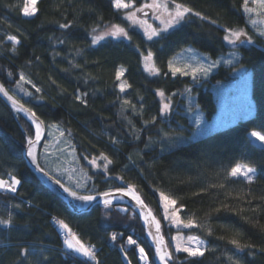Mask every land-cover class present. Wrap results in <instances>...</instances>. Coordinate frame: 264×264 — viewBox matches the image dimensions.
Listing matches in <instances>:
<instances>
[{
    "label": "trees",
    "instance_id": "1",
    "mask_svg": "<svg viewBox=\"0 0 264 264\" xmlns=\"http://www.w3.org/2000/svg\"><path fill=\"white\" fill-rule=\"evenodd\" d=\"M177 2L207 19L189 14L179 26L149 40L129 26L113 0H38L32 17L21 11L25 0H0V84L12 92L21 74L31 82V96L21 104L43 124H57L70 137L79 163L93 178V195L124 187L123 182L133 185L162 222L169 248V237L177 231L163 223L160 194L176 200L184 222L196 221L197 227L181 232L204 239L205 255L190 258L171 250V264H264V148L248 140L252 131L264 133V38L251 33L243 0ZM65 23L70 27L61 28ZM114 24L124 27L131 39L92 43L93 35ZM225 27L243 28L253 39L233 49L239 52V64L252 73L255 113L193 138L191 113L197 108L208 119L215 115L219 101L212 86L231 81L234 69L220 65L198 83L190 75H173L168 64L189 47L211 59L226 55L232 48L223 40ZM9 35L20 41L15 52ZM149 52L151 69L145 67ZM120 67L127 84L123 91L117 79ZM159 91L170 99L167 115L160 111ZM29 137L35 139L32 122L0 94V178L8 179L12 172L21 180L15 193L0 190V218L13 216L12 226L0 225V264H95L64 249L57 220L83 243L95 246L100 264H127L126 254L131 264H140L137 246L153 264L139 216L126 206L97 205L74 213L57 188L32 167ZM101 153L112 160L107 172H95L88 165ZM237 163L256 168L252 183L227 175ZM17 204L20 209L13 207ZM129 236L137 244L126 250ZM232 239L251 247L238 250ZM22 248L29 255L22 256Z\"/></svg>",
    "mask_w": 264,
    "mask_h": 264
},
{
    "label": "rangeland",
    "instance_id": "2",
    "mask_svg": "<svg viewBox=\"0 0 264 264\" xmlns=\"http://www.w3.org/2000/svg\"><path fill=\"white\" fill-rule=\"evenodd\" d=\"M25 2H26V0H25ZM37 2H38V0H37ZM123 2L126 4H131V7H129V8L119 9V10L123 11L124 17L126 18V13L133 12L137 8H141L144 4H151V3H153V0H140V1L123 0ZM249 6L256 7L255 5L251 4V0L249 3ZM169 7H172L171 3H169ZM139 12L140 11H135L137 21H145L146 22L145 24H141L139 22L133 23V21H131V20H128V19H126V20L129 23L130 27L141 31L146 37H148V35L146 33H150V31H151V29L148 26H151L152 28H157V29H163L165 27L164 24L161 23V20L157 19V16H161L162 19L167 18L166 15H162L163 9H154V14L150 17H140L138 15ZM245 16H246V19L248 22V27L251 30V33L260 36V30L264 29V24H258L256 27H254L249 22V15L245 14ZM251 16L253 19H259V17L256 15V13H252ZM182 22L183 21H181L179 24L174 25L173 27L168 28V30L179 26ZM110 28H108V29H110ZM105 31L100 32L98 35H102ZM106 38H126V37H123V36H118V37L105 36L104 39H106ZM262 38H264V37H262ZM104 39H102V40H104ZM102 40H100V41H102ZM246 43L247 42L242 43V44H246ZM227 44L232 49L226 55L220 56L217 59H211L207 55L189 47V48L185 49L184 51H182L181 53H179L178 55H176L171 60L173 67L186 69L189 71L191 70V67H195L197 65V63H202L205 66H207V65L211 64L212 61H218L219 63L215 67L211 68V70L209 71L207 76H204L203 74L197 75V78L195 80L198 83H201L202 81L207 79L209 77V75L214 70H216L220 65L232 66L234 69L233 73H232L233 78L231 79V81L218 83V84L212 86L213 90L216 92V95H217V98L219 101V108H218V111L215 113V115L211 119H208L207 117H204L203 113L200 112V110H198L197 108L196 109L194 108L193 114L191 113V116L193 119V124L195 125L193 138H201L210 131L232 125V124L236 123L237 121H239L240 119H246V118L253 116L255 113V102H254L252 95H251L252 73L248 67L239 64V52L237 50L233 49L234 45H231L228 42H227ZM239 44H241V43H239ZM247 44H250V43H247ZM228 60H231L232 63L231 64L226 63V61H228ZM146 64L148 65V68L151 69V67L153 65L152 58L150 60H146L145 65ZM186 66H187V68H186ZM121 68H123V67H120L118 71H120ZM123 73H124V71H123ZM123 73L119 77L120 78V86L123 84L124 88H127L126 82L121 78ZM177 74H180V73L178 72V73H176V75ZM190 76L192 77V75H190ZM26 81H29V80L26 78L25 81H20L12 92H8L9 95H11L15 99H17L20 104L23 101V99L30 97L31 93H32L31 89H29V86H28L31 84V82H26ZM28 93H30V95ZM0 94L3 97H5V99L9 102V104L11 105V107L14 109V111L16 113L23 114L24 116H26L31 121L28 114H26L23 111H17L16 108L13 106L12 102L10 100H8L7 97L4 96L2 93H0ZM160 97L163 101V105L169 104L171 106V102H170L169 98H166L165 96H160ZM184 97H186L187 102L190 105H193V103L195 102L194 99H192L188 95V93L184 94ZM249 109H251L250 114H249ZM197 118H199V120L201 121V123L199 125L196 123ZM33 125H34V128L36 130L35 124H33ZM43 125L45 127L44 136L41 139V141H39L35 145V147L33 149V152L37 158L36 162L34 163L32 160V157L28 155L30 163L32 164V167L39 174V176L49 185H52V183L40 171V169H43V171L49 173L54 178L60 180L64 184L65 187L69 188L71 191H75L78 195H93L92 194V192L94 191L93 178L89 174V171L86 170L84 167H82L81 164L79 163L78 156L75 152V149H74L73 144L70 140V137L57 124H53V123L52 124L51 123L43 124L42 123L41 129H42ZM50 125H57L58 129L55 127H50ZM61 132H63V135H61ZM258 132H260V131H258ZM250 133L248 135V140L255 143L256 145L264 148V142H261V141L255 139L254 137H251ZM27 153H28V151H27ZM93 160L96 161L95 165L93 163H91V161H93ZM104 164H105V161L101 158L88 160L89 167L95 172H105L104 168H103ZM241 178H243V177L241 176ZM91 183H92V187H91ZM74 199L78 202L77 204H79L80 206L86 205L85 201L78 200L76 198H74ZM159 201H160L161 215L163 218L162 219L163 223L165 224V226L171 227L174 229V231H177V232L172 233L171 236L169 237L170 238L169 242H170V246H171L170 248L175 254L184 253V252L175 251L177 241L173 240V237H177V236L183 237L186 241V238L188 236H193V235H188V234L181 232V230H184L187 228H185L183 226V224H176L174 222V220L172 219V215H171L172 212L175 211V209H178V208H176V205L168 204L167 209H166L165 204L167 202L161 198V194L159 196ZM166 212L168 215L167 219H165ZM177 215L179 216L180 220H182L181 214H180V209H179V212L177 213ZM59 230L61 233H63L65 235V238L67 237L68 239H71V236H68V234H67L68 233L67 229L62 228L59 225ZM162 230H163V228H162ZM71 232L74 233L72 230H71ZM74 234L77 236L76 233H74ZM200 239H202V238H200ZM202 240H204V239H202ZM64 241H65V239L63 240V246H64L65 250L69 251V253L74 254L79 258H82L84 260H89L87 257L82 256V255L77 254V253H74V252L70 251L69 249H67L66 245L64 244ZM127 241H128V239L126 240V247H132L133 245L128 244ZM204 242H205L204 248L207 250V248H208L207 242L205 240H204ZM138 247H142V246H138ZM138 247H137V254H138L139 263L145 264V261L140 260V258H139L140 253L138 251ZM125 260H126V263L129 264V260L127 258H125ZM147 264H151V259H149V256H148ZM153 264H155L154 253H153Z\"/></svg>",
    "mask_w": 264,
    "mask_h": 264
},
{
    "label": "snow or ice",
    "instance_id": "3",
    "mask_svg": "<svg viewBox=\"0 0 264 264\" xmlns=\"http://www.w3.org/2000/svg\"><path fill=\"white\" fill-rule=\"evenodd\" d=\"M169 3H171L172 7H169ZM250 0H243V11L245 14L249 15V22L256 27L258 24H264V0H251V4L255 5L256 7L249 6ZM113 4L117 9H125L131 7V4H126L123 2V0H113ZM37 0H26L23 7L21 8V11L25 17H32L36 14L38 11L37 7ZM143 8H153V9H163L162 15H166V19H162L161 16H157V19L161 20V23L164 24L163 29H157L152 28L151 26H148L151 31L150 33H146L148 35V39L151 40L154 36H159L161 31H167L168 28L173 27L176 24H179L181 21L185 20V18L189 14H193L197 17H201L202 19H207V17L202 16V14L198 11L194 12L191 7L186 6L183 3H178L177 0H153V3L151 4H144L141 8H137L135 11H143ZM135 11L126 13V19L133 21V23L139 22L141 24H145V21H137ZM256 13V15L259 17V19H253L251 14ZM215 23V21H213ZM61 28H68L70 25L68 23L61 24ZM225 35L223 36V40L227 41L231 45H236L237 43H253L252 37L248 36L247 32L243 28H224ZM92 32L95 33L96 29L93 28ZM105 36H123L128 39H131V37L128 35V32L125 30L124 27H121L119 24H114L111 26L110 29H107L102 35H93L92 43L96 44L100 40L104 39ZM260 36L264 37V29L260 30ZM242 37L246 39H242ZM7 39L12 42V51H16V45L20 43V41L17 39L16 36L9 35L7 36ZM152 53L149 52L147 57H145L146 60H150L152 58ZM219 62L218 61H212L211 64L205 66L202 63H197L195 67H191V70L181 69L173 67V64L171 61H169L168 67L173 75H176V73H180L182 75H192L193 80L197 78L198 74H203L204 76H207L211 68L215 67ZM226 63L231 64L232 61L228 60ZM146 68H148V65H145ZM187 68V66H186ZM154 71H159V69H155L153 66ZM124 69L121 68L120 71L117 73V79H119L120 75L123 73ZM11 75V73H9ZM26 78L23 74L20 75V81H25ZM30 82V81H26ZM35 87V85H33ZM121 91L124 90V85L122 84L120 86ZM37 92L40 91L39 88L36 89ZM0 93H2L4 96L7 97L8 100H10L13 104V106L16 108L17 111H23L26 114L29 115V118L31 119L32 123L35 124L36 130H35V139L29 137L27 140L28 144V155L32 157L33 162H36V156L33 152V149L35 145L40 141L42 136V129L41 124L42 121H39L38 117L36 116L35 112H33L30 108H25L23 104H20L17 99H15L13 96L9 95L8 91L4 88L2 84H0ZM30 95V93H28ZM158 94L160 96H164L165 93L163 91H159ZM77 100H80L81 103H86V101L82 100L80 96L76 97ZM161 113L164 115H167L171 111V106L169 104H164L162 108L160 109ZM251 113V109H249V114ZM156 122V118L154 117L152 120V123ZM196 123L199 125L201 121L199 118H197ZM50 127H55L58 129L57 125H50ZM61 135H63V132H61ZM165 135H168L165 133ZM251 137H254L255 139L264 142V133L258 132V131H252L250 133ZM139 138V137H137ZM151 139V138H150ZM101 159L105 161V164L103 165L104 171L107 172L108 165L112 163V160L109 159L105 154L101 153L100 156ZM94 165L96 164V161H91ZM40 171H43V169H40ZM256 174V168L251 167L247 164H240L237 163L234 166L230 168L227 175L231 177H243L247 180V182L252 183L255 179ZM8 179L0 178V190L8 191L15 193L17 192V186L21 184V180L16 177L12 172L7 173ZM56 183H60L59 180L56 181ZM63 187V185H61ZM224 185L221 184L220 187H223ZM215 187V185H213ZM65 192H68L69 195L73 196L74 198L78 200H82L85 202H92L96 199V196L94 195H78L75 191H71L69 188H64ZM115 193H119L121 195L126 196H132L133 199L137 201V203L143 205V201L140 199L138 195L134 193V186L129 184L127 187H120L115 189ZM100 196L104 197V204L106 207L111 205V198L113 197L114 193L112 191H106L99 193ZM161 198L166 201L165 208L167 209V205H175L176 200L170 199L169 197L165 196L163 193H161ZM264 199V198H262ZM16 209H20V205H14ZM181 208L183 205L180 206ZM179 212V209H175V211L172 212V219L176 224H183L185 228H193L197 227L196 221L192 218H189L187 222L180 220L177 213ZM150 214V213H149ZM168 218L167 212L165 214V219ZM53 219H56L55 217ZM57 223L64 229L68 230V236H71V239L65 238L64 244L66 245L67 249L70 251L80 254L82 256L87 257L89 260L94 261L95 264H100V261L97 259V253L95 251L94 245H87L83 243L79 237H77L74 233L71 232V229L68 227V225L63 220H57ZM13 224V216L11 213H9L7 219L0 218V225H3L5 227H10ZM203 227V226H199ZM264 227V226H262ZM160 230L159 222H156V231L157 233ZM208 235L212 234V231L210 228L207 229ZM151 235V233H150ZM111 239L115 241L117 239V234L113 233L111 236ZM173 240H176V247L175 251L177 252H184L187 253V257L190 258H197V257H203L205 255V248H204V240L200 239L198 236H188L186 238V241L183 237H173ZM163 242L162 237L160 238V243L157 244L156 249V255L159 256V259L161 261V264H169V261L173 259V253L166 251L160 247V244ZM231 244L235 245L238 250H243L245 247H251L250 245H242L237 239H232L229 241ZM128 244L136 245V241L132 239L131 236L128 237ZM138 247V246H137ZM123 250V249H122ZM42 251V250H41ZM138 251L140 253V260L145 261V264L148 262V255L145 252V249L143 247H138ZM35 254V252L33 253ZM21 255L27 256L29 255V250L27 248L21 249ZM127 258V254L125 256ZM44 260H47V257H44ZM129 264H131V261H129Z\"/></svg>",
    "mask_w": 264,
    "mask_h": 264
},
{
    "label": "water",
    "instance_id": "4",
    "mask_svg": "<svg viewBox=\"0 0 264 264\" xmlns=\"http://www.w3.org/2000/svg\"><path fill=\"white\" fill-rule=\"evenodd\" d=\"M153 14H154L153 8H144L143 11H140L138 15L140 17H150ZM242 39H246V38L242 37ZM44 133H45V127L43 125L41 139L43 138ZM27 151H28V147H27ZM41 172L50 180L52 185H54L57 188L58 192L61 194L62 198L67 203L69 208L76 214H82V213L89 212L91 211L92 208H94L97 205L101 207H106L103 202L104 197L100 196L99 194L94 195L96 196V199L94 201L86 202L85 206H80L79 204L76 203L75 199L71 195H69L68 192L64 191L65 186L61 181L58 184L56 183L58 179L54 178L53 176H51L49 173L45 171H41ZM61 185H63V187ZM122 185L124 187H127L129 184H126L123 182ZM112 192L114 193V195L111 198V205L108 207L126 206L130 208L131 210H133L139 216V219L141 220L142 226L145 230V238L153 250L155 264H161L159 256L156 255L157 244L160 243L161 237L163 239V242L160 244V247L166 251L171 252L168 246L167 239L163 234L161 221L155 215L154 211L150 208V206H148V204L143 199L141 193L138 192V190L135 187H134V193L140 197V199L143 201V205L137 203V201L133 199L132 196H126V195H121L119 193H115V190H113ZM157 221L159 222V225H160V230L158 233L156 231ZM172 262H173V259L169 261V264H171Z\"/></svg>",
    "mask_w": 264,
    "mask_h": 264
},
{
    "label": "bare ground",
    "instance_id": "5",
    "mask_svg": "<svg viewBox=\"0 0 264 264\" xmlns=\"http://www.w3.org/2000/svg\"><path fill=\"white\" fill-rule=\"evenodd\" d=\"M75 213V212H74ZM59 225V224H58ZM72 230V229H71ZM60 238L62 239V240H64L65 239V235L63 234V233H61L60 234ZM149 245V244H148ZM150 246V245H149ZM131 247H126L125 249L126 250H129ZM171 250V249H170ZM69 252V251H68ZM71 254V253H70ZM71 255H74V254H71ZM74 256H76V255H74ZM77 257V256H76ZM97 259L101 262V259H99L98 257H97Z\"/></svg>",
    "mask_w": 264,
    "mask_h": 264
}]
</instances>
